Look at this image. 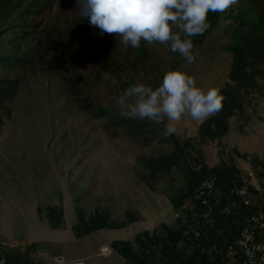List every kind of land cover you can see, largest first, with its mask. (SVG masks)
<instances>
[{"label": "rangeland", "instance_id": "obj_1", "mask_svg": "<svg viewBox=\"0 0 264 264\" xmlns=\"http://www.w3.org/2000/svg\"><path fill=\"white\" fill-rule=\"evenodd\" d=\"M31 2L11 0L0 11V55L32 58L27 65L0 63V76L20 78L0 129V258H5L0 264H53L55 255L60 261L135 264L113 242L130 240L139 250L135 242L139 232L157 230L162 234L181 229L188 216L174 200L185 185L186 168L153 172L146 159L171 152L173 145L112 135L107 129L109 118L83 109L67 78L82 89V95L118 114L120 109L112 97L136 83L155 88L171 70L192 76L204 90L210 86L221 89L229 81L232 66V53L227 49L234 32L232 16L242 0L224 12L203 43L194 45L193 64L163 44L141 41L139 48L123 46L115 35L102 34L90 25L80 15L77 0H54L45 9L31 6V11H39L22 15ZM18 30L30 34L19 40ZM109 62H117L121 71L108 69ZM141 72L143 80L138 79ZM112 78L117 85L111 83ZM257 80L261 87L244 94L243 109L230 117V128L231 124H247L252 117L256 122L264 120V77ZM200 123L186 114L176 124V134L191 138L194 146L189 151L196 155L202 149L201 158L210 167L235 164L259 201L264 193V169L252 160L263 159L264 152L249 153L244 145L241 152L231 146L236 139L228 137L230 128L215 139H198ZM240 131L243 140L239 144L255 143L254 135L262 139L261 130ZM181 200L186 207H195L190 197ZM213 208L210 201L204 208L207 221ZM98 213L108 224L86 232L85 226ZM68 230L72 240H52ZM105 245L111 252L100 254ZM159 255L157 249L155 259ZM237 255L229 246L231 262ZM149 264H154V258Z\"/></svg>", "mask_w": 264, "mask_h": 264}, {"label": "trees", "instance_id": "obj_2", "mask_svg": "<svg viewBox=\"0 0 264 264\" xmlns=\"http://www.w3.org/2000/svg\"><path fill=\"white\" fill-rule=\"evenodd\" d=\"M9 1L11 0H0V11ZM53 2L54 0H32L21 13L22 15L37 13L39 10L33 12L31 6L45 9ZM223 14L219 12L208 14L209 28L203 35L191 37L193 45L204 42L207 35L218 25ZM232 18L235 23L234 32L232 42L227 45V49L232 53V66L228 74L229 81L219 89L224 97L223 107L217 114L201 121L198 139L212 140L226 134L230 128V117L237 110L243 109L244 94L251 89H259L261 86L257 77H264V0H242ZM18 25L28 26L25 22H18ZM18 31L20 34L16 38L19 40L27 38L30 34L28 30ZM31 62L32 58L14 53L0 55V63L12 66L27 65ZM106 67L121 71L117 62H109ZM67 81L71 84V92L77 103L83 109L91 111L95 116L109 118L107 129L112 135L125 134L139 142H170L173 145L171 152L146 159L153 172L166 173L174 166L186 168L185 185L181 188L178 198L174 200V205L183 209L188 216L181 229L162 234L157 230H144L135 236L139 250L130 240H115L113 242L115 248L126 257L132 258L135 264H149L153 258L154 264H242L239 253L234 262H231L228 256L231 242L240 234L243 226L249 223V216L254 211V207L245 205L240 197L231 193L233 187L246 184L241 170L235 164L226 163L210 167L201 158L202 149H197L196 155L189 151V148L194 146L191 138L183 139L176 133L164 138L162 135L164 126L149 120L122 117L112 107L97 103L87 94L82 95V89L75 86L73 80L67 78ZM19 85L18 76H0V129L5 123L3 112H10ZM252 163L261 165L264 169V158H254ZM211 175L217 176V189L210 196L214 212L207 221V215L204 213L206 204L199 196L198 185L203 178ZM183 197H190L195 207H186L181 200ZM230 204L234 206L229 208ZM103 219L104 215L98 213L91 219L90 225L85 224V231L106 226L108 223ZM196 219L203 224L199 236L191 231ZM256 232H259L258 229ZM184 241V245L180 246V242ZM157 249H160V255L155 259ZM9 258L19 260L20 256L9 255Z\"/></svg>", "mask_w": 264, "mask_h": 264}, {"label": "clouds", "instance_id": "obj_3", "mask_svg": "<svg viewBox=\"0 0 264 264\" xmlns=\"http://www.w3.org/2000/svg\"><path fill=\"white\" fill-rule=\"evenodd\" d=\"M238 0H77V9L101 33L115 35L125 47L139 48L141 41L165 45L188 63L196 62L191 37L209 28L208 14L224 13ZM139 80L144 79L141 72ZM150 80L151 77L149 76ZM111 83L118 81L112 78ZM122 117L163 124L164 138L177 132L176 124L187 114L204 121L223 107L219 88L204 90L195 79L180 70L167 72L153 88L144 83L126 87L114 96Z\"/></svg>", "mask_w": 264, "mask_h": 264}, {"label": "built area", "instance_id": "obj_4", "mask_svg": "<svg viewBox=\"0 0 264 264\" xmlns=\"http://www.w3.org/2000/svg\"><path fill=\"white\" fill-rule=\"evenodd\" d=\"M217 189V176L211 175L203 178L198 185V193L202 202L208 205L210 196ZM231 193L240 197L245 205L254 207L249 216V223L243 226L240 234L230 244L232 251L241 255L242 264H264V193H261L259 201L255 200L253 190L249 184H242L231 189ZM203 228L199 219L195 220L192 232L199 236ZM258 229L259 232H256ZM109 246L101 247L102 253H108ZM5 258H0L3 263Z\"/></svg>", "mask_w": 264, "mask_h": 264}, {"label": "crops", "instance_id": "obj_5", "mask_svg": "<svg viewBox=\"0 0 264 264\" xmlns=\"http://www.w3.org/2000/svg\"><path fill=\"white\" fill-rule=\"evenodd\" d=\"M254 117H252V119H250V121L247 123V124H244L241 126V124H236L235 126H233L231 124V128H230V131L227 133L228 137H234L236 139V143L235 144H232L231 146H234L236 148H238L241 152H244L245 150H243L244 148L241 146V145H244L245 147H247L246 151L249 152V153H256V154H261L264 152V120L262 121H258L256 122L255 120H253ZM240 130H243L244 132H248V131H251V130H261L263 133H262V139L261 141L260 140V136L259 135H254L255 138H257V140L255 141V143H245V144H239V142L241 140H243V136H242V132ZM258 147H260L261 149H258ZM263 147V148H262ZM245 168V167H244ZM70 230H68L67 232H65L64 234H62V236H55L52 238V240L54 241H58L60 243L62 242H68L70 240H72V233L69 232ZM111 250L108 252L110 253ZM108 253H105V254H108ZM100 254H104V253H100ZM57 256L55 255L53 260H52V263L53 264H87L85 261H78V259H73V258H70V259H65L64 257V260L63 261H60V260H57L56 259Z\"/></svg>", "mask_w": 264, "mask_h": 264}]
</instances>
